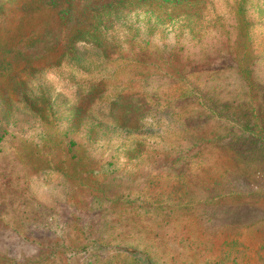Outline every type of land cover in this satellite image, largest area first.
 Wrapping results in <instances>:
<instances>
[{"label":"rangeland","instance_id":"obj_1","mask_svg":"<svg viewBox=\"0 0 264 264\" xmlns=\"http://www.w3.org/2000/svg\"><path fill=\"white\" fill-rule=\"evenodd\" d=\"M262 90L264 0H0V264H264L209 143Z\"/></svg>","mask_w":264,"mask_h":264},{"label":"trees","instance_id":"obj_2","mask_svg":"<svg viewBox=\"0 0 264 264\" xmlns=\"http://www.w3.org/2000/svg\"><path fill=\"white\" fill-rule=\"evenodd\" d=\"M257 89V88H256ZM264 90L258 95H242L220 112L230 113L229 135L214 138L209 143L217 150L219 176L214 182L226 185L235 193H244L249 200L248 216L264 218ZM248 98V100H247ZM214 110V109H213ZM216 108L213 113L216 114ZM217 113L216 115H218Z\"/></svg>","mask_w":264,"mask_h":264}]
</instances>
